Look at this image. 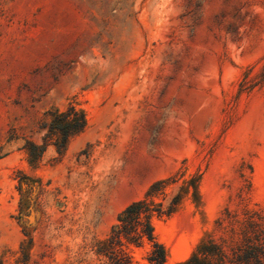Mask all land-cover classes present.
<instances>
[{"label": "rangeland", "instance_id": "1", "mask_svg": "<svg viewBox=\"0 0 264 264\" xmlns=\"http://www.w3.org/2000/svg\"><path fill=\"white\" fill-rule=\"evenodd\" d=\"M70 108L86 127L60 151L48 124ZM162 182L186 192L154 221L166 264L264 231V0H0V264H108L119 216Z\"/></svg>", "mask_w": 264, "mask_h": 264}, {"label": "trees", "instance_id": "2", "mask_svg": "<svg viewBox=\"0 0 264 264\" xmlns=\"http://www.w3.org/2000/svg\"><path fill=\"white\" fill-rule=\"evenodd\" d=\"M51 116L53 119L48 124L49 135L58 136L55 145L62 151L71 137L80 134L85 129L86 119L74 108H70L66 113L56 112ZM46 148L47 146L40 147L31 144L28 149L31 163L39 162ZM17 178L18 191L22 197L26 195L27 198L33 190L41 191L42 186L38 181L20 172ZM166 186V182L154 186L144 200L132 204L121 213L109 238L102 243L99 250V253L107 259L108 264H136L132 250L142 249L145 245L150 246L147 256L149 264H166L167 252L157 240L154 221L169 218L186 194L181 187L178 194L166 201L168 197ZM158 195L163 197V202L159 203L155 200ZM36 201L25 202L22 204V210L25 208L29 211L36 206ZM262 226L263 220L259 216L257 220L250 221L247 225L248 229L245 227L244 232L250 236L245 237L244 245L236 248H227L208 240L185 264H264V242H260L259 239L261 235H264Z\"/></svg>", "mask_w": 264, "mask_h": 264}]
</instances>
